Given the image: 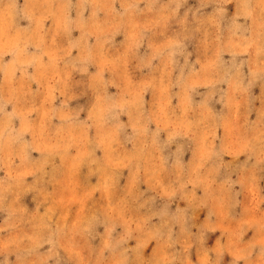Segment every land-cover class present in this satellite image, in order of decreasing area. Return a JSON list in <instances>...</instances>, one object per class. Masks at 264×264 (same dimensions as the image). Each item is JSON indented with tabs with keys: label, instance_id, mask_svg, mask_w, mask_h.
<instances>
[{
	"label": "rangeland",
	"instance_id": "1",
	"mask_svg": "<svg viewBox=\"0 0 264 264\" xmlns=\"http://www.w3.org/2000/svg\"><path fill=\"white\" fill-rule=\"evenodd\" d=\"M0 264H264V0H0Z\"/></svg>",
	"mask_w": 264,
	"mask_h": 264
}]
</instances>
